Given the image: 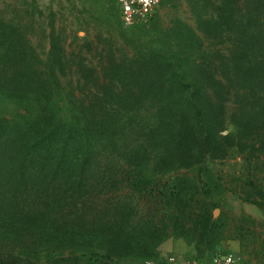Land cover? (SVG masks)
<instances>
[{
  "label": "rangeland",
  "instance_id": "374dc122",
  "mask_svg": "<svg viewBox=\"0 0 264 264\" xmlns=\"http://www.w3.org/2000/svg\"><path fill=\"white\" fill-rule=\"evenodd\" d=\"M237 6L238 0H160L148 20L126 27L117 0H0V33L18 41L19 53L29 56L26 67L46 72L73 108L95 101L101 86L111 91L119 86L127 94L122 98L127 106L150 99L145 103L148 112L143 107L142 113L147 114L142 116L141 108L136 114L145 123L151 116L150 104L162 100V78L161 85L172 91L193 73L206 74L205 86H214L208 77L217 64L224 74L223 62L237 49ZM246 47L243 59L251 60L253 78L236 80L225 101L221 90L211 100L208 95L201 97L217 156L227 150L226 158L209 161L213 173L207 180L214 190L203 201L209 204L210 218L173 213L168 205L174 200L163 203L159 194L174 179L157 169L133 178L127 158L115 185L121 194L100 193L89 203L102 202L100 195L104 200L111 197L106 201L123 202L127 206L124 230L138 236L152 231L147 238L152 236V247L143 243L129 247L105 235L77 232L71 226L72 215L61 211L60 204L40 203V211L45 212L39 226L23 214L0 213V252H13L38 264H136L171 254L209 264L216 252H234L243 264H264V51L253 42ZM6 51L0 46L1 86L6 83L3 74L11 69L4 59ZM241 52L234 56L241 57ZM132 86L139 89L136 95L128 93ZM115 99L111 92L105 103L113 104ZM251 162L262 164L254 182L247 172ZM85 216L91 220L95 215L87 211Z\"/></svg>",
  "mask_w": 264,
  "mask_h": 264
},
{
  "label": "trees",
  "instance_id": "16d2710c",
  "mask_svg": "<svg viewBox=\"0 0 264 264\" xmlns=\"http://www.w3.org/2000/svg\"><path fill=\"white\" fill-rule=\"evenodd\" d=\"M237 8L238 39L233 51L243 50L241 57L226 50L231 58L223 62L225 75L218 72V64L210 69L213 73L208 79L214 86L208 82L205 86L206 74L193 73L171 91L161 85L162 78V100L150 104L151 116L146 117L149 120L145 123L136 114L139 108L142 116L147 114L142 112L144 108L148 112L146 104L150 99L127 106L122 99L127 94L119 86L112 91L101 86L95 101L81 102L73 108L61 96L62 92L66 95L64 90L48 80L46 72L26 67L29 56L19 53L18 41L5 39L0 33V46L8 50L4 59L11 63L10 71L3 74L4 79L1 77L6 83L0 85V213L23 214L39 226L45 212L42 206L40 211V203L51 207L57 203L61 211L72 215L71 226L77 232L105 235L107 239L126 242L129 247L141 243L149 247L154 243L152 236L147 239L152 231L138 236L124 230L122 221L127 220V206L123 202L106 201L111 197L104 200L100 195L102 202L92 200L93 206L89 203L96 199L92 196L100 193L121 194L115 185L122 175V161L128 158L133 178L146 177L157 169L161 175L174 179L167 190L160 188L159 194L163 203L174 200L168 205L173 213L210 218L209 204L203 201L214 190L207 180L213 173L209 161L226 158L227 150L217 156L206 119L205 98L201 97L208 95L206 98L211 100L213 93L218 95L221 90L225 101L236 80L253 78L249 71L253 70L251 60L243 59L249 42L264 51V0H238ZM138 90L132 86L128 93L136 95ZM111 92L116 99L107 104ZM92 110L94 113L89 116ZM110 110L115 114L110 115ZM186 120L190 124L184 123ZM153 161L155 165L151 164ZM144 162L147 164L142 168ZM140 167L141 175L137 171ZM261 169L260 162L247 165L253 182ZM253 182L249 184L255 186ZM109 184L114 187L109 188ZM87 211L94 213V218L89 220ZM46 223L53 227L51 222ZM0 264L38 263L13 252H0Z\"/></svg>",
  "mask_w": 264,
  "mask_h": 264
},
{
  "label": "built area",
  "instance_id": "2783aa9c",
  "mask_svg": "<svg viewBox=\"0 0 264 264\" xmlns=\"http://www.w3.org/2000/svg\"><path fill=\"white\" fill-rule=\"evenodd\" d=\"M122 23L126 27L134 26L148 20L160 0H117ZM143 264H202L198 260L179 254H171L163 260H147ZM209 264H243L242 257L234 252H216L210 259Z\"/></svg>",
  "mask_w": 264,
  "mask_h": 264
},
{
  "label": "crops",
  "instance_id": "0c3cea01",
  "mask_svg": "<svg viewBox=\"0 0 264 264\" xmlns=\"http://www.w3.org/2000/svg\"><path fill=\"white\" fill-rule=\"evenodd\" d=\"M136 264H143V262H141V263H136Z\"/></svg>",
  "mask_w": 264,
  "mask_h": 264
}]
</instances>
